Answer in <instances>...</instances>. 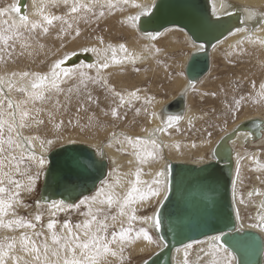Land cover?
Masks as SVG:
<instances>
[{
	"label": "snow or ice",
	"instance_id": "snow-or-ice-1",
	"mask_svg": "<svg viewBox=\"0 0 264 264\" xmlns=\"http://www.w3.org/2000/svg\"><path fill=\"white\" fill-rule=\"evenodd\" d=\"M130 3L141 11L128 16L121 23L131 21V26L135 28L141 17L150 16V12L149 7L136 4L134 0H31L30 10H22V0H12L0 7V66L5 69L0 75V231L10 233L0 236V264H112L113 260L118 264H125V251L130 245L141 239L148 244L154 243L148 230L144 227L135 230L133 224L136 221L146 224L152 220L153 226L159 228V218L138 217L133 206L166 193L171 166L164 164L162 169L155 172L151 181L142 179L143 166L163 161L165 148H175L177 151L181 149L179 143L164 144L158 135H170L169 129L182 119L180 116H168L162 127L150 132L143 129L147 132L146 137L112 132L107 145H96L100 156H103L105 146L111 148L120 145L118 151H127L126 146H130L137 166L123 178L117 176L115 179L101 180L100 187L94 194L84 195L78 202L72 203L63 199H53L50 202L41 199L33 205L22 198L23 193L36 191L37 182L45 169L44 153L60 143L59 136L65 128L72 127L85 132L103 127L95 113L87 115L86 122H81L80 113L87 112L92 105L99 107L100 103L99 97H94L89 90L90 84L104 90V99L110 107V111L103 112L106 117L110 115L113 120H119L126 119L130 112L134 117L140 116L142 111L147 112V108L135 106L142 99L140 88L118 91L103 74L110 67L135 64L144 57L130 51L125 43H105L104 37L97 35L95 46L79 45L81 51L96 55L95 64L65 67V62L76 55L73 50L54 59L47 71L43 72L27 67L11 70L9 66L44 49L45 45L41 40L50 37L53 32L55 39L61 42V47L68 41L77 43L83 37L82 24L99 26L105 17L123 12ZM53 9L63 11L57 14ZM226 14L231 15L230 12ZM256 16L257 13L249 12L248 18L255 19ZM243 22L242 20L241 23ZM257 31L259 29H253L251 35H245L242 40L237 41V46L246 42L264 48V38L255 35ZM248 32L247 28H237L232 35ZM147 35L153 40L157 36L156 33ZM144 51L153 56L160 53L159 48L152 46H145ZM240 51L243 52V48ZM85 69H94L96 74L90 75ZM135 71L138 72L139 69L136 68ZM69 80H75L76 84L65 88L63 85ZM255 87L253 84V88ZM152 99L143 97L144 104H151ZM249 99L256 103L264 102V82L260 83L255 97H234L233 104L227 108L228 112L235 116L242 104ZM73 107L75 113L71 112ZM152 116L155 117V113ZM46 124L52 125L55 138L40 135V129ZM189 125L191 126V120ZM176 131H179L178 127ZM205 131L211 137L212 132ZM67 142L77 141L69 138ZM192 147L195 148L196 145L192 144ZM250 159L256 164V171L264 172V164L255 155ZM239 160L238 155V164ZM239 174L240 169L237 167V177ZM108 175L111 178L113 173ZM232 184L235 194L236 181L233 180ZM254 195L264 196V192H248V199ZM239 203L245 204V199L241 197ZM260 208L262 211L255 217L256 222L249 227L264 232V202H261ZM20 210H24L23 214ZM72 211L83 219L76 223L70 219L63 222L57 219L60 213ZM45 215L48 217L46 223ZM239 215L237 210V219ZM221 238V235L210 236L207 247L200 249L203 255L198 256L197 260L203 261V264H233L235 257L224 247L227 239L221 244ZM192 248L193 244L184 246L183 264H191L188 250Z\"/></svg>",
	"mask_w": 264,
	"mask_h": 264
},
{
	"label": "bare ground",
	"instance_id": "bare-ground-1",
	"mask_svg": "<svg viewBox=\"0 0 264 264\" xmlns=\"http://www.w3.org/2000/svg\"><path fill=\"white\" fill-rule=\"evenodd\" d=\"M22 10H30L31 0H22ZM157 0H134L136 4H140L141 6L149 7V11L152 9L153 5ZM12 0H8L7 3L0 5V7L6 6L7 4L11 3ZM207 6L205 8L208 11L209 20L214 23H219L227 20L226 26H223L224 29L227 30V35L223 37L221 40L216 42L209 50V70L208 72L201 77L198 81L193 82L190 84L184 74V67L189 59V55L200 49V45L193 43L190 39L188 33L176 26L167 27L161 30L159 33H156V39H151L150 36L146 34H142L137 30V27L133 28L131 26V21L126 24H122V20H126L128 16H134L139 11L140 8H134L131 6V3L125 6L123 12H117L113 16L105 17L101 22H105L107 26L112 28L116 34L120 31L123 34L128 35L129 38L126 42H113L112 40L105 39V43H125L126 46L129 48L130 51L140 54L144 57L142 60H138L135 65L137 66H148V72L139 73V78H144L149 74H160L161 77L165 79H169L171 82V88L174 90V93L168 95L167 98H156L154 96H146V92H140L142 99L136 102V107L147 108V112L141 113L139 118L142 117L144 122L141 126L135 125L136 127L133 131L129 130H121L119 133L120 135H129V136H139V137H146L147 132L143 131V129H147L148 132L152 131L157 127H162L163 124L166 122L168 116H180L182 119L177 122L176 126L169 129L170 135L166 134H158L159 139L164 144L169 143H179L181 145V149L177 151L175 148L169 149L165 148L163 150L164 160L160 161L159 163L150 162L149 164L143 166L144 175L142 179L145 181H151L154 177L156 171L163 168L164 164L170 163H189L194 165H202L204 163H208L209 161L214 160V149H216L219 141L221 138L230 133L234 130L238 125L241 123L251 121V120H259L261 121V128L259 137L255 140L249 138L248 135L239 133L236 135L234 139L230 141V147L232 149V160H233V173H232V182L233 180L236 181L235 185V194L233 192V184L231 186V198L233 203V209L235 213V218L237 222V230L241 233L252 232L258 234L264 244V232H261L259 229L249 227L250 224L255 223V217L262 211L260 208L261 202H264V196H256L254 195L251 199H248V192H252L254 190H259L264 192V172H258L255 170L257 167L256 164L252 159L251 156L255 155L256 158L260 161V163L264 164V116L260 113V111L254 112H246L242 115L237 121H235L225 132L221 133L217 136L214 140H198L196 141L193 138H186L188 132L192 131L193 129L198 127L199 121H202L206 115H201L200 112L197 111L196 108L193 106V90L194 87L199 90L201 89V82L206 80L209 75L213 72V57L217 55H222L219 49L223 50V54L225 57H232L238 56L242 58L245 63L248 65H253L254 71L259 72L263 69L262 77L258 81V91L259 85L261 82H264V48L259 47L258 45H250L248 43H244L243 45L237 46V41L242 40L245 35H251L253 29H259L255 33V35L264 38V0H206ZM223 5V6H222ZM230 12L231 15H227L226 13ZM249 12L257 13L255 19H249ZM228 19L231 20L228 22ZM244 21L241 23V21ZM211 26L217 30L219 28L218 25ZM222 28V30H223ZM237 28H247L249 29L248 33H236L232 35V33L236 32ZM107 29V28H106ZM110 29V30H112ZM108 30V29H107ZM220 30V28H219ZM126 39V38H125ZM124 39V41H125ZM87 44V46H95V41L90 40H83L80 39L77 43H72L68 45L66 52L75 50L76 55L71 58L70 61L65 62V67L68 68H75L80 64L88 65V64H95L97 62V57L92 52H83L80 50L79 45ZM145 46H152L153 48H159L160 53L153 56L150 55L148 52L144 51ZM240 48H243V52L240 51ZM186 49V50H183ZM186 51V53L184 52ZM180 52L183 53L184 56L180 57V63L174 61V57H169L174 55L175 53ZM185 53V54H184ZM64 54V53H63ZM62 54V55H63ZM61 56V55H60ZM159 61V63H157ZM131 63H126L123 66H113L107 70H104V75L108 77L112 85H116L120 90H134L128 88V81L129 75L128 71L131 68ZM170 68H174L177 71V76L173 77L170 76L168 70ZM5 70H0V75L3 74ZM47 71V70H46ZM88 74H92L93 76L96 74L95 70L85 69ZM43 72V71H40ZM176 74V72H175ZM131 81V80H130ZM140 82V81H139ZM148 82V81H146ZM132 85V84H130ZM170 85V84H169ZM134 87V86H133ZM182 93L184 104L180 114H171L163 112V109L166 105L171 103L177 95ZM198 98L201 100L202 93H197ZM143 97H151L152 102L151 104H144ZM152 113H155V117L152 116ZM144 114V115H143ZM189 120H191V126L189 125ZM128 123L131 122V119L127 120ZM176 127L179 128V131H176ZM27 134V133H26ZM103 136V135H102ZM72 138L76 140L75 143H68V139ZM101 136L98 138H94L91 140H85L82 138H77L73 135L71 136H64L60 138V143L53 149H49L47 152L44 153L46 164L45 169L43 170V174L41 176V183H44V179L46 177L48 165H49V155L52 151L57 148L64 147L67 145H81L91 149L96 157L97 165L98 162L104 161V174L103 177L96 182V184L92 187L83 184H72L71 190L63 199L67 203L78 202L80 198L84 195H92L94 194L95 190L100 187L101 180L105 179H115L117 176L121 178L124 177L125 174L132 172L136 168V162L134 157L131 155L133 149L130 146L127 147V151H118L120 145H114L113 147H103V156H100L97 153L96 145H107L109 140L104 144L101 142ZM246 143H253V150L249 149V151H243L240 147L246 145ZM192 144H195L196 147L193 148ZM242 147V148H243ZM37 151L39 148L37 147ZM251 151V152H250ZM240 157L239 164L237 161V157ZM88 158V157H87ZM90 161V160H89ZM132 161V163H129ZM95 167L91 169H98L96 164ZM100 166V165H99ZM101 167V166H100ZM237 167L240 169L239 177L236 175ZM115 170V171H114ZM94 170H91V176ZM112 172L113 176L110 178L109 173ZM257 177H260L257 179ZM132 178V177H129ZM163 179V178H161ZM127 188V184H125V189ZM119 190V189H118ZM167 192V191H166ZM40 194V193H39ZM38 195V194H37ZM166 193H162L159 198H150L147 201H142L133 207L138 211H144L153 203V208L150 212L146 215H142L138 217H156V211L165 197ZM39 197V196H38ZM36 198L35 201L46 199L49 202L53 199L59 200L61 198H46L42 195L40 198ZM243 197L245 199V204H240L239 200ZM35 201H33L35 203ZM34 205V204H33ZM237 210L239 211V219H237L236 213ZM21 214L24 210H20ZM65 214V213H60ZM67 214V213H66ZM47 217V215H45ZM48 217L46 218L47 222ZM83 219V218H82ZM138 229L140 227H144L148 230L150 235H153L155 238L153 239L154 243L148 244L146 241L142 239L136 241L134 244L130 245V249L138 255L149 254L151 256L153 253L158 251L162 246V242L157 237V228L153 226V221L149 220L146 224H141L137 221ZM3 234H10L4 233ZM214 236V235H213ZM210 237V236H209ZM209 237H206L200 241H204L206 243H197L191 242L189 244H193V248L189 249V257L191 264H203V261H198L197 257L203 255L200 253V249L206 248L207 243L209 242ZM221 244H224L222 239L220 241ZM185 246V245H184ZM184 246L180 248H176L173 252L172 256V264H183L184 261ZM225 247V246H224ZM177 249H180L178 252ZM232 256L235 257L233 264H238V256L235 253H232ZM148 256V257H149ZM249 256V254H248ZM147 257V258H148ZM260 261L256 259L253 264H264V250L262 254L259 256ZM147 258L137 262V264H142ZM205 259H208L207 257Z\"/></svg>",
	"mask_w": 264,
	"mask_h": 264
},
{
	"label": "water",
	"instance_id": "water-1",
	"mask_svg": "<svg viewBox=\"0 0 264 264\" xmlns=\"http://www.w3.org/2000/svg\"><path fill=\"white\" fill-rule=\"evenodd\" d=\"M204 5L207 6L206 0H157L149 11L150 16L141 17L137 22V30L142 34L179 27L188 33L193 43L202 46L189 55L184 67L190 84L208 72L210 48L228 33L223 28L227 27V20L219 23L210 21ZM148 20L152 22L145 23ZM211 23L218 25L220 30L213 28ZM183 101L180 93L163 112L180 114ZM260 128L261 121L257 119L238 125L221 138L213 152L214 160L208 163L169 164L167 198H163L156 211L160 220L157 237L162 246L145 260L147 264H172L176 248L213 235H221L223 243L227 239L224 246L238 255V264H253L256 259L260 261L259 256L264 250L261 237L237 230L231 198L233 160L229 144L239 133L255 140L259 137ZM96 161L93 151L85 146L67 145L55 149L49 155L46 177L41 183L38 198L44 195L48 199H64L72 184L94 186L104 174V161L98 165ZM94 164L99 167L97 170L91 169ZM91 170H94L92 176Z\"/></svg>",
	"mask_w": 264,
	"mask_h": 264
},
{
	"label": "rangeland",
	"instance_id": "rangeland-1",
	"mask_svg": "<svg viewBox=\"0 0 264 264\" xmlns=\"http://www.w3.org/2000/svg\"><path fill=\"white\" fill-rule=\"evenodd\" d=\"M8 0H0V5L7 3ZM54 12L60 14L63 9H53ZM83 31V40L95 41V37L97 35L103 36L104 39L112 40L113 42H126L129 38L128 35L123 34L120 31L118 34L114 32L112 28L107 26L105 22H100L99 26L96 24L92 25H81ZM108 30H107V29ZM112 29V30H110ZM90 38V39H89ZM126 38V39H125ZM125 39V41H124ZM71 41H68L64 44L63 47L60 46V41L55 39V33L41 40V43L45 45L44 49L37 50L35 54L31 57H28L25 60L20 61L16 65H10L9 68L11 70L23 69L25 67L34 70V71H46L48 69V65L60 55L66 52L68 45ZM186 50V49H183ZM222 55H217L213 57V72L206 80L202 81L201 89L197 90L194 87L193 92V106L197 109L201 115H206L202 121H199L198 127L188 132L186 138H193L196 141L198 140H214L221 133L225 132L235 121H237L242 115L246 112H254L260 111V113L264 116V102L256 103L253 100H246L242 106L241 110L236 112L235 116H232L227 108L233 104V98H239L240 96L245 97H255L256 92L258 91V81L262 77L263 69L259 72L254 71L253 65H248L245 61L238 57H225L223 54V50L219 49ZM186 53V51H184ZM184 53V54H185ZM184 56L183 53L177 52L174 57V61L180 63L179 58ZM138 68L139 71H135ZM0 70H5L3 66H0ZM148 66H137L135 64L131 65L130 70L128 71L129 81L128 85L130 89L140 88L142 92H146V96H154L156 98H167L169 94L174 93L172 90V82L169 79H165L161 77L160 74H149L144 78H139V73L148 72ZM176 72V74H175ZM170 76H177V71L174 68H170L168 70ZM92 75V74H90ZM131 80V81H130ZM140 81V82H139ZM148 81V82H146ZM171 82V83H170ZM109 83L111 84L110 80ZM76 84L75 80H69L67 84L63 85L65 88L73 86ZM132 84V85H130ZM170 84V85H169ZM253 84L256 85L253 88ZM118 91V87L113 85ZM134 86V87H133ZM132 87V88H131ZM89 90L92 92L94 97H99V107L92 105L88 108V111H82L81 122H86L87 115L95 113L97 119L101 122L103 127L95 128L91 130H87L85 132H81L79 129H74L72 127H67L60 134L59 139L64 136H75L77 138H82L85 140H91L94 138L102 137L101 142L106 143L111 137L112 132L119 133L121 130H129L133 131L136 127L135 125L141 126L144 122L142 117H134L130 112L126 119L113 120L111 116H104V111H110L109 103L104 99V90L95 85H89ZM197 93H202L201 100L198 98ZM207 93V95H205ZM215 93V95H213ZM123 112V109H121ZM72 113H75V107L71 109ZM144 115V114H143ZM46 119V118H45ZM67 118L65 117V120ZM131 119V122L128 123L127 120ZM211 131L212 135L209 137L207 132ZM40 135L48 136V138H55L56 133L52 128L51 124H46L45 127L40 129ZM103 135V136H102ZM58 146V145H56ZM52 147L51 149L55 148ZM240 148L243 151H249V149L253 150V143H246L244 147ZM251 152V151H250ZM41 190V177L37 182L36 191L33 193H23L22 198L28 204H34L33 201L38 197ZM38 194V195H37ZM153 208V203L144 211L138 212L136 210L135 214L142 216L146 215ZM67 213V214H66ZM23 214V212H22ZM46 218H44V223H46ZM57 219L60 222H63L65 219H70L73 223L79 222L82 220V217L78 215L77 212H65V214H59ZM137 221L134 222L133 227L135 230H138ZM4 235L3 231H0V236ZM153 239L155 238L152 235ZM125 256L127 259L125 260V264H137V262L147 258L149 254L138 255L128 247L125 251ZM112 264H118L117 261L113 260Z\"/></svg>",
	"mask_w": 264,
	"mask_h": 264
}]
</instances>
